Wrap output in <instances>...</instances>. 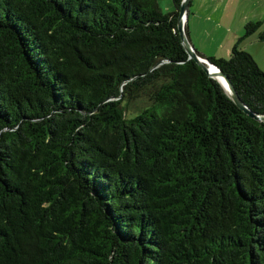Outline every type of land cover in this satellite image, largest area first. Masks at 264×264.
<instances>
[{
    "label": "trees",
    "instance_id": "16d2710c",
    "mask_svg": "<svg viewBox=\"0 0 264 264\" xmlns=\"http://www.w3.org/2000/svg\"><path fill=\"white\" fill-rule=\"evenodd\" d=\"M181 1L0 0V264H264V122ZM260 26L196 53L264 115Z\"/></svg>",
    "mask_w": 264,
    "mask_h": 264
},
{
    "label": "crops",
    "instance_id": "0c3cea01",
    "mask_svg": "<svg viewBox=\"0 0 264 264\" xmlns=\"http://www.w3.org/2000/svg\"><path fill=\"white\" fill-rule=\"evenodd\" d=\"M259 4L263 6L264 14V2ZM259 4L258 0H199L195 8L192 0L186 22L188 40L206 57L229 58L233 45L243 35L246 23L261 22L258 33L264 32V15L256 13ZM202 11L206 17L201 15ZM259 43L255 33L243 40L240 48L249 53L259 66H264V45Z\"/></svg>",
    "mask_w": 264,
    "mask_h": 264
},
{
    "label": "water",
    "instance_id": "95a60500",
    "mask_svg": "<svg viewBox=\"0 0 264 264\" xmlns=\"http://www.w3.org/2000/svg\"><path fill=\"white\" fill-rule=\"evenodd\" d=\"M191 1L192 0L181 1L176 25L177 31L180 36L181 44L188 55V59L193 60L203 71L207 73L210 78L216 80L221 85V87L226 92L231 101L249 118L258 122H264V115L253 113L244 105V103L241 101L240 97L236 93L235 89L231 85L227 76L223 74L217 67L211 64L208 60L197 55L196 50L188 40L185 31ZM219 77L223 79V84L218 80Z\"/></svg>",
    "mask_w": 264,
    "mask_h": 264
},
{
    "label": "rangeland",
    "instance_id": "374dc122",
    "mask_svg": "<svg viewBox=\"0 0 264 264\" xmlns=\"http://www.w3.org/2000/svg\"><path fill=\"white\" fill-rule=\"evenodd\" d=\"M198 1L199 0H193V6L196 8V5L198 4ZM236 1V0H235ZM259 2L260 3H263L264 2V0H258V4H259ZM157 3H158V7L160 8V10L163 12V13H168V12H170V11H173V5H172V2H171V0H157ZM193 7V8H194ZM261 7H263V6H261L260 4H259V6H258V9L256 10V13L259 15V14H263V12H262V10H261ZM194 10V9H193ZM203 11H204V8H203ZM203 11H202V13H201V15L203 16V17H206L207 15L205 14V13H203ZM264 15V14H263ZM259 44H261V45H264V44H262V43H259ZM260 45V46H261ZM259 66V65H258ZM259 68H260V70H262V71H264V66H259Z\"/></svg>",
    "mask_w": 264,
    "mask_h": 264
},
{
    "label": "bare ground",
    "instance_id": "6f19581e",
    "mask_svg": "<svg viewBox=\"0 0 264 264\" xmlns=\"http://www.w3.org/2000/svg\"><path fill=\"white\" fill-rule=\"evenodd\" d=\"M218 80L223 84L224 81H223V79L221 77H219Z\"/></svg>",
    "mask_w": 264,
    "mask_h": 264
}]
</instances>
